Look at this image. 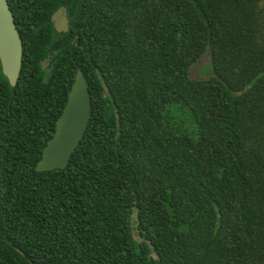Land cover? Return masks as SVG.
Segmentation results:
<instances>
[{
  "label": "trees",
  "instance_id": "obj_1",
  "mask_svg": "<svg viewBox=\"0 0 264 264\" xmlns=\"http://www.w3.org/2000/svg\"><path fill=\"white\" fill-rule=\"evenodd\" d=\"M8 2L23 64L13 87L0 61V264H264V0ZM79 70L88 129L38 171Z\"/></svg>",
  "mask_w": 264,
  "mask_h": 264
},
{
  "label": "water",
  "instance_id": "obj_2",
  "mask_svg": "<svg viewBox=\"0 0 264 264\" xmlns=\"http://www.w3.org/2000/svg\"><path fill=\"white\" fill-rule=\"evenodd\" d=\"M51 20L58 32L68 31V5L56 10ZM0 61L3 74L15 87L22 70L23 41L8 0H0ZM91 118L89 82L83 71L79 70L64 111L57 121L56 132L48 141L37 170L66 168L71 155L83 139Z\"/></svg>",
  "mask_w": 264,
  "mask_h": 264
},
{
  "label": "rangeland",
  "instance_id": "obj_3",
  "mask_svg": "<svg viewBox=\"0 0 264 264\" xmlns=\"http://www.w3.org/2000/svg\"><path fill=\"white\" fill-rule=\"evenodd\" d=\"M47 64V63H46ZM212 58L209 54L193 66L191 76L197 79H204L212 74ZM47 66V65H46ZM167 114L173 119V123L181 130L191 136L198 135V125L194 121L188 108L180 104H171L168 106Z\"/></svg>",
  "mask_w": 264,
  "mask_h": 264
},
{
  "label": "flooded vegetation",
  "instance_id": "obj_4",
  "mask_svg": "<svg viewBox=\"0 0 264 264\" xmlns=\"http://www.w3.org/2000/svg\"><path fill=\"white\" fill-rule=\"evenodd\" d=\"M68 18H69V20H70V17H69V13H68ZM53 23V22H52ZM54 25V24H53ZM69 27H70V22H69ZM57 31V30H56ZM47 63V64H46ZM44 67L47 69V71H49V68H48V65H49V60H46V61H44ZM47 65V66H46Z\"/></svg>",
  "mask_w": 264,
  "mask_h": 264
}]
</instances>
